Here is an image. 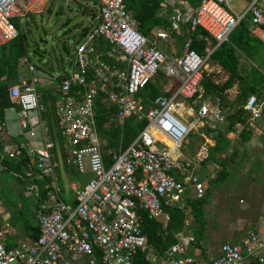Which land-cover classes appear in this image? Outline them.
I'll list each match as a JSON object with an SVG mask.
<instances>
[{
    "label": "built area",
    "instance_id": "2783aa9c",
    "mask_svg": "<svg viewBox=\"0 0 264 264\" xmlns=\"http://www.w3.org/2000/svg\"><path fill=\"white\" fill-rule=\"evenodd\" d=\"M27 1L34 0H0V47L17 36L14 20L25 15ZM98 1V23L76 46L73 67L52 76L57 98L53 123L41 119L45 108L33 81L21 77L8 88L10 100L20 105L18 124L30 140L1 143L0 171L5 160L26 156L27 166L19 176L25 186L37 173L38 178L50 180L44 184L45 192L37 184L26 187L36 201V238H23L9 247V225L0 224V264H133L138 253L149 264H201L188 251L194 237L185 229L187 220L185 228L174 233L175 242L159 252L147 241L141 211L152 219L168 220L164 206L184 208L189 190L194 199L205 196L207 186L195 170L208 159L212 133L226 124V116L218 97L202 100L194 111L186 108L200 93L209 56L228 41L240 22L247 20L251 33L264 30V0H243L246 6L239 14L231 9L232 0H201L184 20L182 52L173 59L159 44L169 37L166 29L158 28L156 39H151L139 30L127 0ZM177 18L170 16L172 22ZM198 30L205 35H195ZM196 36L207 40L204 54L191 47ZM97 39H103L107 54L124 66L92 60ZM21 60L28 61L27 57ZM29 69L35 66L29 64ZM160 70L169 86L146 107L138 92ZM101 92L106 95L102 102L115 106L110 115L120 127L129 117L134 123L145 121L124 150L108 147L99 135L94 107ZM243 108L248 115L246 127L259 133L257 121L264 116V101L251 94ZM184 112L194 115V120L188 122ZM34 127L40 129L38 140ZM204 127L207 132L200 131ZM193 131L201 140L192 152L187 137ZM240 132L233 129L231 144ZM105 152L111 155L108 166ZM60 169L76 175L69 184L72 202L61 197ZM1 213L0 209V219ZM203 264H264V227L238 242L223 243L219 254Z\"/></svg>",
    "mask_w": 264,
    "mask_h": 264
},
{
    "label": "crops",
    "instance_id": "0c3cea01",
    "mask_svg": "<svg viewBox=\"0 0 264 264\" xmlns=\"http://www.w3.org/2000/svg\"><path fill=\"white\" fill-rule=\"evenodd\" d=\"M39 1L40 0L25 2L26 11H27L28 5H29L28 2L30 4L36 5ZM74 1L79 4V2L77 0H74ZM92 2H93L94 6H99L98 0H92ZM200 2H201V0H200ZM200 2L196 5H193L190 0H160L159 5H158V10H157V17L159 19H161V23L159 25H155L152 28V30L147 34V36L151 39H156L155 38L156 30L158 28L166 29L169 32V37L167 39H164L161 41H168L172 45V47H166L161 41H159V44H160V46H163V48L169 54L172 55L175 53L176 55H179L181 48H183V43L185 40L184 38L186 36L185 33H186V29H187V23L184 20L187 17V15H189V11L191 12V10L194 9L196 6H198L200 4ZM78 7H79V5H78ZM26 11H25L24 16H26ZM88 13H89L90 19H91V21H93V23H91L90 26L84 27V30L82 32V38L86 34L88 27L90 28L91 26L94 27L97 25L100 10L98 8V12H97L93 6H90L88 8ZM172 14H175L178 16V18L175 20V22H172V20L170 19V16ZM15 20H17V19H15ZM26 20H27V18H26ZM17 22L21 25L20 18L17 20ZM244 22H247V20H244ZM238 32L242 33V31H240L239 29L236 31L233 30L231 32V34L229 35L228 41H226L228 44L227 48L233 47V49L236 51V53L240 52V51L238 50V47L235 45L236 40L231 38V37H236ZM247 32L249 33V35H248L249 43H247L246 46L248 47V50H249L251 48L250 46L254 45L255 50H253L254 53L251 55H247V54L244 55V54L240 53L238 71H239V74H241V76H246V77L250 78V77L256 75L257 72H261L264 74V60H263V58H264V30L260 29L255 33H251L248 29V22H247ZM178 38H180V41H178ZM230 38H231V40H230ZM210 42H211V39H210ZM26 44H27V42H26ZM241 44L244 45L243 42H241ZM173 46H174V49H173ZM95 49L96 50L94 51V53L90 55V58L92 60L99 59V60L106 61L108 64L116 65L118 67L124 66V64H122V63H116L113 60V58L107 54L108 45L103 39H97L96 40ZM25 54L26 55H23V56L21 55V56H18L16 58L18 61V77H17V81L15 83L19 82V78L24 77L25 79H27L29 81H33L35 87L37 86V88H38V85L40 82L46 83V84L48 83V85H49V78L48 77L50 76V74H48V72H45V71L39 69L35 65V63L31 62L30 56L28 54V46H27V53H25ZM203 54H204V52H203ZM3 56H4L3 52H1L0 58H3ZM72 56H73V59H72V62L69 63L70 64L69 69L72 68L74 65V54L73 53H72ZM23 57H27L28 61L23 62L21 60ZM105 57L108 58V60L105 59ZM208 61L210 64H213V66L209 70H208V68L206 69V74H211V72L222 73V75H221V79H223L222 82L226 81L229 77V74H230L229 71L222 69L221 65L218 62L213 61L210 58V56L208 58ZM209 63H207V67H208ZM29 64H33L35 66V70L31 71L29 69ZM64 72H67V70H65ZM213 77H214V74H213ZM4 78H5V75L1 79H4ZM213 79L215 80V82H219L218 79H215V78H213ZM163 81L164 82L161 85L162 93H163L164 86L167 85V80L165 78H163ZM222 82H220V83H222ZM262 82H263V80L260 81V83H262ZM15 83H12V84H15ZM48 85L45 86L47 89L50 88V87H48ZM168 86L169 85H167L166 87H168ZM40 89H41V87H39L37 91H39L38 94L40 97L41 105L45 108V111H40V112H42L41 113V119L44 121L46 119L48 120L49 116L50 117L52 116L53 111H54L53 108H55V101L57 98H56V93L53 90V88L51 90H49V92L47 94L44 93L43 94L44 97L42 96ZM225 92H226L227 99L230 102V104H228V105L231 106V104L236 99V96L239 93V88H238L237 82H234L233 85H231L229 88H227L225 90ZM258 92L264 93V87H260L258 89ZM254 95H255V93H254ZM215 97H218V96L207 95L203 99L199 98V101L202 102V100L213 99ZM103 99H106V95L103 92H101L99 94V96L96 97V101L102 102ZM141 100H142V98H141ZM262 101H264V97H262ZM200 102H198V103H200ZM193 104H194V102H193ZM220 104H221V101H220ZM222 108L226 114L227 108H224L223 106H222ZM229 108H228V110H229ZM47 109H49V112H47L48 111ZM17 110L18 109H16V107H14V106H10V107H7L4 109L3 123H0V140H1V143L14 144L16 142H22V141H29L30 140V137L25 135V131L22 130L18 124V120L16 118V111ZM45 114H48V115H45ZM257 126L260 128V132L258 133V132H255L254 130H252L250 139H248L245 142V144H243L239 148V152H238L239 163L235 164L237 167L236 169H240V168L243 169V161L242 160L244 158H247L246 159L247 168L243 169L246 172H242V173H240L241 175H239V179L245 181V183L242 184V187L240 188V190H243V196H245V197H243L242 199L239 200L240 203H242V205H239V203L237 201L233 202V205L227 204L229 207V211L231 213L230 223H229V227H228L230 231H229V233L227 231V233H226L227 238L225 240H223L224 242L219 243L217 246H213V244L206 242L207 241L206 240V232H205L206 221L203 217L204 212H202V214H201L203 217V222H204V225H203V224L198 223L196 221L195 215L191 211V207L189 206V204H191L190 200L194 199L190 190H189V192H187V194L183 200L184 201L183 207L187 210V217H186L185 221L186 220L188 221L187 227L186 228L184 227V228L188 229V231H190L194 237V240L192 242H190V244L188 246V251L191 254H193L201 262V264L209 261L212 257L217 256L220 252V246L223 243L238 242L248 232L255 231V230H258V229L264 227V116H262L257 121ZM241 127H243L242 124H236L232 128L233 129L235 128L238 130L240 129V131H241L242 130ZM29 128H30V126H29ZM232 128H228L227 123H226L225 125L220 126V129H218V131L220 130V131L224 132L226 137H228L230 142H231V139L233 138V134H232L233 129ZM34 129H35V132L37 133L36 139L38 140L39 139L38 137L40 136V129L38 127H34ZM200 131L207 132V128L206 127L200 128ZM238 135L240 136V133ZM196 136L198 138V141H196V144H194V146L190 149V151H192V152L194 151V149L196 148V146L198 145V143L201 140V138L199 137L197 132H196ZM104 139H106V141L108 142L107 138L104 137ZM212 140H213V143H212L211 148L215 145V139L212 138ZM237 141H238V139H235L234 144L230 143L231 146L229 145L228 149L232 148V147L233 148L237 147ZM207 164H210L213 166V168L211 170L215 171L214 174L218 170V167L210 161H208V162L206 161L201 166L197 167L195 172L199 175V177L203 180L204 183H205L204 179L207 178V174H205V171L207 172V170H204L201 172H200V170L203 169L204 166H206ZM4 165H5V163H4ZM254 166H257L260 168L259 173L254 172ZM23 168H26V166ZM23 168L21 170H23ZM3 171H9L12 173V175L15 178H18V180L23 184V187L25 188V190L27 192H29L28 196H31V193L28 189H26L27 186H30L32 184H37L39 186V188L42 191H44V184H46L47 181L50 180V177H46V176L44 178H38L37 177L38 173H37L35 175L36 176L35 178H30L26 181L27 184L25 186L22 179L19 177L20 175H22L24 173V171L22 172L19 170H13L12 168H10L6 164L5 169L0 171V178H3V177H1V176H3L2 175ZM64 172H66L65 169L59 170V173L57 176V182H58V184H61V187H62V188H60V193H61L62 199L65 201L72 202L74 199H73V195H72V192L70 190V187H69L70 183L68 184V190L64 189L63 180L61 178L64 175ZM66 173H68V174H66V177H68L70 179V182H72V180H74L76 178L72 173H70V172H66ZM233 176L234 175L232 174L229 177L233 178ZM80 179L82 181L86 180L85 177L84 178L80 177ZM248 182H249V184H248ZM206 186H207V184H206ZM1 191L2 190L0 187V193H1ZM44 192H42L43 193L42 195H44ZM31 199H32V203H31L32 207L30 210L31 212L28 215H31L30 224L34 227H37L36 220L34 218V212H33V207L35 206L36 201L32 198V196H31ZM16 204H14L15 206H13V204H11V203H9L8 205H6V204L3 205V203L1 204V202H0V206H1L0 209L2 212L0 224L4 225L7 223L9 225V232L6 235V244L9 247L16 245L17 242L23 238H32L30 235V232L23 229V227L21 225H19V227L13 228L11 223H10L12 214H14L15 212L17 213L18 210L20 209V205L18 208V206ZM188 206H189V209H188ZM200 211H203V209H201ZM190 212H192L191 214L194 215L192 217L193 219L189 217ZM159 220H161L163 223L167 222V220H165L164 218L159 219ZM193 221L195 223H197L198 225L197 226L193 225ZM184 226H185V222H184ZM197 229H199L200 233H201L200 234L201 236L198 238H196V234H195ZM179 231H181V230H179Z\"/></svg>",
    "mask_w": 264,
    "mask_h": 264
},
{
    "label": "trees",
    "instance_id": "16d2710c",
    "mask_svg": "<svg viewBox=\"0 0 264 264\" xmlns=\"http://www.w3.org/2000/svg\"><path fill=\"white\" fill-rule=\"evenodd\" d=\"M160 0H127L126 5L129 11L133 14V16L138 21L139 30L147 35L155 25H159L161 23V19L157 17V10ZM193 5H196L200 2V0H190ZM29 3V2H28ZM32 5V4H31ZM14 23L17 27L18 34L17 36L9 41L7 44L0 47V50L3 52L2 62L5 63L7 72L4 74L5 78L0 80V123H3L4 119V109L10 106L16 107V109L20 108L18 102H13L10 100L8 95V88L12 83L17 81L18 77V56L26 55L27 53V44H26V36L22 31L20 24L14 20ZM242 33L238 32L236 37H231L236 40L235 45L238 47L240 52H237L233 49V47L227 48V42L220 44L210 55V58L213 61L218 62L222 69L229 71V77L226 81L220 83L215 82L212 77V74H204L201 82L200 93H198L195 98L200 97L204 98L207 95L210 96H218L221 101V105L224 108H227L226 123L228 128L234 127L236 124H242V130L240 132V136L237 141V147H232L228 149L230 145V140L224 132L216 131L212 133L213 138L215 139V145L211 148L210 154L207 162L210 161L218 167L215 176L210 180V184L207 188V192L204 197L200 199L190 200V203L193 205H197L200 203H204L206 201L207 196L210 194V186L212 181H216L218 183H225L230 173V163H239V148L245 144V142L250 139L252 130L246 127V119L247 113L243 109V104L246 98L254 94L257 96L258 100H262L264 97V93H259L258 89L260 87H264V74L261 72H257L256 75L252 77L241 76L238 71L239 57L240 53L244 55H251L254 53L255 46L251 45L250 49L246 46L249 43L247 32V22H240L237 27ZM245 31V32H244ZM203 34L202 30H198L195 35ZM230 38V40H231ZM213 43V40L211 39ZM243 42L244 45L241 44ZM207 44V40L203 38H198L197 36L193 38L191 47L195 49L200 54H203L204 47ZM257 51V50H256ZM15 52V53H14ZM15 55H14V54ZM13 56V57H12ZM108 60V58L105 57ZM264 60V58H263ZM1 66V65H0ZM1 69V67H0ZM66 73V72H65ZM260 83V81H262ZM234 82H237L239 93L236 96V99L233 101L231 106L230 102L227 99L225 90L233 85ZM162 94L161 86L157 85L155 79H151L139 92L138 96L142 98L143 103L146 107H148L152 100H154L158 95ZM230 107V108H229ZM229 108V110H228ZM54 109V108H53ZM49 112V109H47ZM95 117L97 122V129L101 138L108 139V147L115 149L118 151L120 148L124 150L132 140L138 135L140 130L144 127L145 121L142 120L138 123L133 122V117H129L123 123V126H119L115 120L111 117L109 111H115V106L107 105L105 102L96 101L95 103ZM46 112V113H47ZM48 115V114H45ZM55 120L54 111L52 116L48 117V122L53 123ZM107 124V128L104 125ZM1 146V140H0ZM231 146V145H230ZM105 163L108 166L110 164L111 155L104 154ZM205 161V162H206ZM204 162V163H205ZM5 165L7 164L13 170H19L25 166H27L28 158L26 156L17 159V160H6ZM74 175V174H73ZM76 177V175H74ZM60 188L61 187V184ZM164 211L169 214V219L166 223H163L161 220H155L148 216V214L144 211H141L142 215V227L143 231L147 237L148 243L153 246L157 251L163 252L167 249L171 244L175 242L174 233L182 230L184 226L185 219L187 217V210L185 208H177L164 206ZM200 211V210H198ZM19 217H21V221H19V225L23 227L26 231L30 232L32 238H36L38 235V227H34L30 224L31 215L24 214L23 210H18ZM194 213V209H193ZM195 215V213H194ZM14 217V216H13ZM197 216H195V219ZM196 238L200 237V230L197 229ZM133 264H149L141 253H138L133 261Z\"/></svg>",
    "mask_w": 264,
    "mask_h": 264
},
{
    "label": "rangeland",
    "instance_id": "374dc122",
    "mask_svg": "<svg viewBox=\"0 0 264 264\" xmlns=\"http://www.w3.org/2000/svg\"><path fill=\"white\" fill-rule=\"evenodd\" d=\"M79 2L78 8H70L61 0H40L36 5H31L28 3V9L26 11V16L20 17L21 29L25 33L26 42L28 46V54L30 56L31 62L35 63V65L50 74L49 85L48 83L40 82L38 88L41 87V94L43 96L44 93H48L49 90L53 88L54 83L51 80L52 76H58L64 73L65 70L68 71L70 64L72 62L75 47L82 40V32L85 26H90L93 21L90 19V15L88 13V8L93 6L95 10L98 12L99 6H94L92 0H77ZM231 9L239 14L243 11L246 4L243 0H232L230 2ZM97 8V9H96ZM27 18V20H26ZM18 20V18H16ZM16 20V21H17ZM91 26L90 28H92ZM88 27L87 31L90 29ZM235 31L238 28L234 29ZM86 31V32H87ZM180 41V38H178ZM166 47H172V45L168 41H161ZM170 44V45H169ZM174 49V46H173ZM2 50H0L1 55ZM182 52V48L180 53ZM177 55L174 53L171 55L173 59ZM209 63V61L207 62ZM166 64L163 63V65ZM0 80L7 72L5 63L2 62V58H0ZM213 66V64H208V70ZM212 77L214 74L215 79H218L219 82H222L221 79L222 73H214L211 72ZM164 74L162 70H160L154 77L158 86L163 84ZM50 87L47 89L45 86ZM37 86L36 89L38 90ZM39 92V91H37ZM44 97V96H43ZM200 97L194 99L193 105H188L186 109L190 110L193 108V111L196 109V104L199 101ZM40 100V97H39ZM41 104V102H40ZM113 116V114H112ZM184 116L188 122L194 120V115L188 112H184ZM187 139L190 141V145H188V149L190 150L198 138L196 136V132L193 131L189 134ZM235 142V141H233ZM57 155L60 157L61 152L59 150L55 151ZM239 159V158H238ZM247 158H244L243 161V169L247 168ZM230 173L233 174V178L229 177L227 181L223 184L218 183L216 181L211 182L210 186V194L207 196L206 201L202 203H198L197 205L189 204L191 207V211L197 216L196 221L204 225L203 217L206 221L205 232H206V242L213 244V246H217L219 243L224 242L226 237V233H229V223H230V211L228 205H233V202H238L239 205L240 199L243 197V190H240L242 184L245 181L239 179V175L242 172H246L243 169H236L235 163H230ZM212 165L207 164L203 169L200 170L205 171L207 174V178L204 179L207 187L210 184V180L214 177V172L211 169ZM215 169V168H214ZM25 171V168L21 170ZM254 172L259 173L260 168L254 166ZM209 173V174H208ZM66 172L61 177L63 180L64 189L68 190V184L70 183V179L66 177ZM3 178H0V202L8 205L9 203L16 204L20 209L23 210L24 214H29L31 211V203L32 199L29 195V192L25 190L23 184L15 178L11 172L3 171ZM230 175V176H231ZM82 178L86 176H80ZM247 183V182H246ZM249 184V182H248ZM204 204V205H203ZM228 204V205H227ZM188 206V209H189ZM203 209V211H198ZM189 213V217L192 218L194 215ZM202 212L204 215L202 217ZM14 216V217H13ZM193 219V218H192ZM19 221H21V217H19V213L15 212L12 214L10 223L12 227H19ZM193 225L197 226L198 224L193 221Z\"/></svg>",
    "mask_w": 264,
    "mask_h": 264
},
{
    "label": "water",
    "instance_id": "95a60500",
    "mask_svg": "<svg viewBox=\"0 0 264 264\" xmlns=\"http://www.w3.org/2000/svg\"><path fill=\"white\" fill-rule=\"evenodd\" d=\"M62 2H64L67 6H69L70 8H77L78 7V3L75 2L74 0H61ZM161 48H163V46H161Z\"/></svg>",
    "mask_w": 264,
    "mask_h": 264
},
{
    "label": "bare ground",
    "instance_id": "6f19581e",
    "mask_svg": "<svg viewBox=\"0 0 264 264\" xmlns=\"http://www.w3.org/2000/svg\"><path fill=\"white\" fill-rule=\"evenodd\" d=\"M165 141H166L167 143H170V144H171V141H170V140H168V139H165Z\"/></svg>",
    "mask_w": 264,
    "mask_h": 264
}]
</instances>
